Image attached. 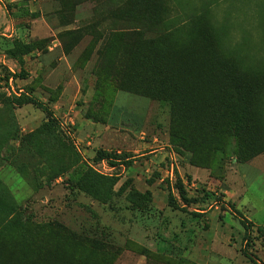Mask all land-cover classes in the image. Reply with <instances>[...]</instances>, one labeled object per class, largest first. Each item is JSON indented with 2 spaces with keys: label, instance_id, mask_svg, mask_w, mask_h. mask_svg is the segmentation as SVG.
<instances>
[{
  "label": "rangeland",
  "instance_id": "374dc122",
  "mask_svg": "<svg viewBox=\"0 0 264 264\" xmlns=\"http://www.w3.org/2000/svg\"><path fill=\"white\" fill-rule=\"evenodd\" d=\"M151 50L172 101L136 93ZM212 58L257 87L240 127ZM262 98L264 0H0V264H264Z\"/></svg>",
  "mask_w": 264,
  "mask_h": 264
},
{
  "label": "trees",
  "instance_id": "16d2710c",
  "mask_svg": "<svg viewBox=\"0 0 264 264\" xmlns=\"http://www.w3.org/2000/svg\"><path fill=\"white\" fill-rule=\"evenodd\" d=\"M131 32H133L132 35L134 36V38L141 37L140 30ZM29 53V47L18 41L14 42L13 47L6 52V54L13 59H16L19 56L28 55ZM149 54L151 56V66L147 67L146 69L147 71H149V74L145 77L146 85L144 86L142 83L138 85L136 93H140V95L145 96L146 98H149L153 101H172L175 97L180 95L181 86L179 81L183 79V74L178 71L176 65L169 64V61L166 58L160 56L158 52L151 50ZM211 61L213 63H211L212 66L210 69L211 79L215 80L216 78L219 82V77H221L219 87L213 93V97L219 98V102L221 103V105H224L225 100L229 96H233L235 100L239 102V104L240 102H243L242 106L238 105L236 108V112L238 114L237 119H239V121L236 124L234 123L235 127H240L246 123L250 112L255 110L254 102L256 100L255 95L257 92V87L255 86V84L244 81L237 74L235 69L231 70L229 68H224L217 61V59L212 58ZM256 70L259 71V69ZM19 77H21L22 79L25 78L23 72L19 75ZM148 88H150V90H148ZM262 100V102H264L263 98ZM19 104L31 105L34 108L40 110L46 118L44 127L47 130H50L55 120L52 111L47 106V104H43L33 97H25L21 102H19ZM96 160L99 162L106 161L109 162L110 165H116L115 162L118 160V158L115 154L99 151L96 155ZM176 189L178 198L183 206H188L193 203V200H190L187 197L186 191L181 184H179ZM169 205L176 209H179L180 211H185L184 207L177 206L176 200L172 196L169 197ZM192 215L196 216L195 214ZM239 223L244 230H250V228H252V224L246 219L242 218L241 220H239ZM246 241L248 240H245V242ZM243 254L246 255L245 251H243Z\"/></svg>",
  "mask_w": 264,
  "mask_h": 264
}]
</instances>
